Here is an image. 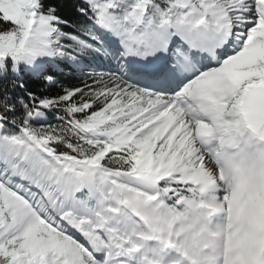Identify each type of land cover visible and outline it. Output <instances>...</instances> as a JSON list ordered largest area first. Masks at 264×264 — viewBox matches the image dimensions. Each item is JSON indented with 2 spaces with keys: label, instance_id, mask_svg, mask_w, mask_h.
<instances>
[{
  "label": "snow or ice",
  "instance_id": "snow-or-ice-1",
  "mask_svg": "<svg viewBox=\"0 0 264 264\" xmlns=\"http://www.w3.org/2000/svg\"><path fill=\"white\" fill-rule=\"evenodd\" d=\"M0 264H264V0H0Z\"/></svg>",
  "mask_w": 264,
  "mask_h": 264
},
{
  "label": "trees",
  "instance_id": "trees-1",
  "mask_svg": "<svg viewBox=\"0 0 264 264\" xmlns=\"http://www.w3.org/2000/svg\"><path fill=\"white\" fill-rule=\"evenodd\" d=\"M65 15H69V18H71L70 10H69L68 13H65ZM64 83H66V84H74L75 81L73 79H71V78H67V79H65ZM53 91H55V90H53Z\"/></svg>",
  "mask_w": 264,
  "mask_h": 264
}]
</instances>
